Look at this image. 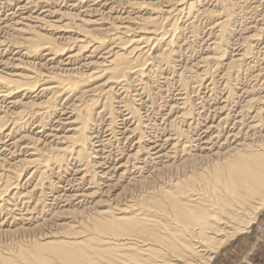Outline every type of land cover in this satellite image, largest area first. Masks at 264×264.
I'll return each mask as SVG.
<instances>
[{"label":"bare ground","instance_id":"bare-ground-1","mask_svg":"<svg viewBox=\"0 0 264 264\" xmlns=\"http://www.w3.org/2000/svg\"><path fill=\"white\" fill-rule=\"evenodd\" d=\"M262 50L264 0H0V264H209L264 205Z\"/></svg>","mask_w":264,"mask_h":264},{"label":"crops","instance_id":"crops-1","mask_svg":"<svg viewBox=\"0 0 264 264\" xmlns=\"http://www.w3.org/2000/svg\"><path fill=\"white\" fill-rule=\"evenodd\" d=\"M211 264H264V243L251 232L218 251Z\"/></svg>","mask_w":264,"mask_h":264},{"label":"rangeland","instance_id":"rangeland-1","mask_svg":"<svg viewBox=\"0 0 264 264\" xmlns=\"http://www.w3.org/2000/svg\"><path fill=\"white\" fill-rule=\"evenodd\" d=\"M263 8V7H262ZM10 11L9 10H5V12H4V14H8ZM252 16V14H251V11H248V13H246V16H247V18H249L250 16ZM240 16V15H239ZM257 49V48H256ZM259 50H261V48H259ZM264 50H262L261 52H260V54L258 55V57L256 58V57H253L252 58V60H251V62H252V64H262V63H264ZM263 57V58H262ZM256 58V59H255ZM261 58V59H260ZM258 59V60H257ZM261 61V62H260ZM258 62V63H257ZM251 71H249L248 73H245L244 75H243V77H245V79L246 78H249L250 77V73ZM249 76V77H248ZM165 94V92L164 93H162V95H164ZM167 95V94H166ZM153 114H155V115H153V117H156L157 115L159 116V112H158V110L156 111V112H153ZM205 117V116H204ZM183 127L184 128H186L187 126H185V125H183ZM66 130H67V128H65ZM64 129V130H65ZM252 223H251V225L249 226V228L247 229V230H245V231H243V232H241V233H239L238 235H236L233 239H231L228 243H226L225 245H223L222 247H220L219 249H217V251L215 252V254L218 252V251H220L222 248H224L225 246H227L228 244H230V243H232L236 238H238L239 236H241V235H245V234H247V233H249V232H251L252 234H256L257 235V237L259 238V240L260 241H262L261 240V237L264 235V205H262L260 208H259V210H258V212L255 214V216H254V219H252ZM30 232H26V233H24V232H19V234L18 233H16V234H7V233H0V250L1 251H3V252H5V253H14L15 251H16V246H17V244L19 243V242H25V243H27V242H29L30 241V239H32V238H34L35 236H33L32 235V233H30ZM22 234V235H21ZM25 234V235H24ZM2 235H4V236H2ZM2 236V237H1ZM6 236V237H5ZM12 237V238H11ZM27 239V240H26ZM23 240V241H22ZM27 241V242H26ZM13 242V243H12ZM263 242V241H262ZM264 243V242H263ZM4 244V245H3ZM8 245V246H7ZM11 245V246H10ZM215 254H214V256H215ZM213 259H214V257H213ZM213 259L211 260V262L209 263V264H211L212 263V261H213Z\"/></svg>","mask_w":264,"mask_h":264},{"label":"built area","instance_id":"built-area-1","mask_svg":"<svg viewBox=\"0 0 264 264\" xmlns=\"http://www.w3.org/2000/svg\"><path fill=\"white\" fill-rule=\"evenodd\" d=\"M261 240L264 242V235L261 237Z\"/></svg>","mask_w":264,"mask_h":264}]
</instances>
